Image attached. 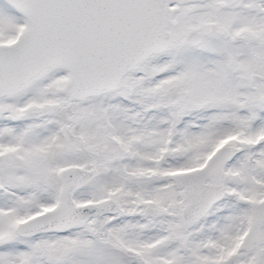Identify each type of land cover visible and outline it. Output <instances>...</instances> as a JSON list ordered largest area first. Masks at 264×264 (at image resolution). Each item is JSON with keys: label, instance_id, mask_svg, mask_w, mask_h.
I'll list each match as a JSON object with an SVG mask.
<instances>
[{"label": "snow or ice", "instance_id": "snow-or-ice-1", "mask_svg": "<svg viewBox=\"0 0 264 264\" xmlns=\"http://www.w3.org/2000/svg\"><path fill=\"white\" fill-rule=\"evenodd\" d=\"M0 264H264V0H0Z\"/></svg>", "mask_w": 264, "mask_h": 264}]
</instances>
